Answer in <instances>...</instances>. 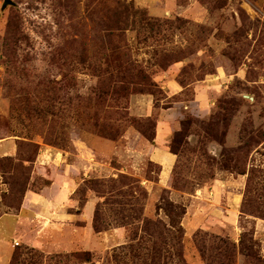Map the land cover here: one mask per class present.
Instances as JSON below:
<instances>
[{
  "label": "rangeland",
  "instance_id": "1",
  "mask_svg": "<svg viewBox=\"0 0 264 264\" xmlns=\"http://www.w3.org/2000/svg\"><path fill=\"white\" fill-rule=\"evenodd\" d=\"M12 1L0 0L1 240L35 195L65 191L70 220L42 250L19 234L16 258L264 264V0ZM164 117L166 172L153 150ZM90 202L102 233L84 229Z\"/></svg>",
  "mask_w": 264,
  "mask_h": 264
},
{
  "label": "crops",
  "instance_id": "2",
  "mask_svg": "<svg viewBox=\"0 0 264 264\" xmlns=\"http://www.w3.org/2000/svg\"><path fill=\"white\" fill-rule=\"evenodd\" d=\"M221 77L219 75V73L217 75H215L214 79H209L207 78L205 81L203 82H199L197 83L198 85H196V94H197V99L198 100H202L203 99V95L204 93H209V91H213L214 89H217V86H214L212 83L213 82H218L220 81ZM173 82H171L170 86L168 87V89H170L172 91V93H177V88L172 84ZM225 82L222 81V84H224ZM220 84V86L222 85ZM173 85V86H172ZM175 130L174 128V122L172 120H165L162 119V121H160L158 128H157V136L155 139V143L157 144L156 147L153 148V150H155L156 148V152H157V160L156 163H158L166 172V170L169 169V167L174 163V155H172L169 152V149L167 148V144L168 141L170 139V135L172 134V132ZM155 152V151H154ZM1 154V151H0ZM156 154V153H154ZM56 185L59 184H54V188L56 187ZM53 188V189H54ZM59 191V188H58ZM46 193H44L43 195H35L33 196V198H31L30 202H25L24 206H23V211L20 214H13V215H6L5 218L7 217H12L13 218V222L14 224H12V227L14 228V230L12 231V229L9 230V233L12 234V237L9 240H12L11 242H2L1 240V215H0V248L2 247V245H7L10 247L9 249V253L5 254L4 256L1 257L5 258L6 262L5 264H11L12 260H13V256H14V251L12 246H13V241H17V240H21L19 239V234L24 233L25 230H28V232L33 233L34 238L32 239L31 243L32 245L29 247L34 248V249H44V244L46 241L45 236L48 234H51V232L54 230H57L58 232L56 233H62V228H64L65 226V222L68 223V218L67 220L63 217L64 215V209H65V202L68 201L67 198V194L65 193V191H62V194H57V195H46ZM94 208H96V206L94 207L93 204H91V202L89 203V205L86 208L87 214L91 216H93V211ZM55 210V211H54ZM26 219H25V218ZM94 218V216H93ZM41 219V220H39ZM60 219V220H59ZM27 221H30V228H26L27 224H29ZM90 221V220H89ZM56 222V223H55ZM27 223V224H26ZM33 225V226H31ZM54 225H57L55 228L53 227ZM91 226L93 228V221H90L89 223L87 222V225L85 226V231L87 233L94 235V232H91ZM71 230V233L74 232L76 233L77 229H73L72 227L69 228ZM83 229V230H84ZM81 230V229H79ZM69 231V230H68ZM23 240V237H21ZM62 240V239H61ZM60 240V241H61ZM29 241V242H30ZM58 241L59 243H57V247L59 246L60 248L66 249L65 246H67L66 244H62V242ZM70 248V246H69ZM61 251V250H60Z\"/></svg>",
  "mask_w": 264,
  "mask_h": 264
},
{
  "label": "trees",
  "instance_id": "3",
  "mask_svg": "<svg viewBox=\"0 0 264 264\" xmlns=\"http://www.w3.org/2000/svg\"><path fill=\"white\" fill-rule=\"evenodd\" d=\"M139 84L141 86L142 85H149L150 84V81L147 78H145L143 80V82L141 81ZM156 136H157V132L155 133V138H156ZM262 139H264V138H262ZM98 225H99V220H98V217L95 214L94 215V220H93V229H94L95 233H97V234L98 233H102L101 231H99ZM33 251H36V250H33ZM17 254L18 253H15L14 254L15 256H13V260H12V263L11 264H19V262L21 264H35L31 260H30V262L28 260H26V259L25 260H22L21 259L22 256H19V258H16L17 257ZM71 259H77L78 261H80L83 264H91V263L92 264H95V263L92 262L93 257H92L91 252H82L80 254L75 253V254H70V255L67 254L65 256L64 255H57L55 257L50 258L51 264H69L68 262Z\"/></svg>",
  "mask_w": 264,
  "mask_h": 264
},
{
  "label": "water",
  "instance_id": "4",
  "mask_svg": "<svg viewBox=\"0 0 264 264\" xmlns=\"http://www.w3.org/2000/svg\"><path fill=\"white\" fill-rule=\"evenodd\" d=\"M8 6H15V3L12 0H5L3 9L7 8Z\"/></svg>",
  "mask_w": 264,
  "mask_h": 264
},
{
  "label": "built area",
  "instance_id": "5",
  "mask_svg": "<svg viewBox=\"0 0 264 264\" xmlns=\"http://www.w3.org/2000/svg\"><path fill=\"white\" fill-rule=\"evenodd\" d=\"M16 246H19V243L18 242H16V244H15Z\"/></svg>",
  "mask_w": 264,
  "mask_h": 264
},
{
  "label": "clouds",
  "instance_id": "6",
  "mask_svg": "<svg viewBox=\"0 0 264 264\" xmlns=\"http://www.w3.org/2000/svg\"><path fill=\"white\" fill-rule=\"evenodd\" d=\"M18 247V246H17Z\"/></svg>",
  "mask_w": 264,
  "mask_h": 264
}]
</instances>
